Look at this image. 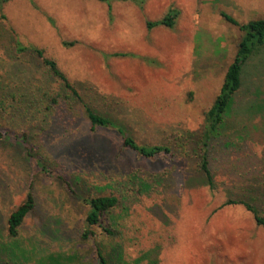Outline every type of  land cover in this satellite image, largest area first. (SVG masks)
<instances>
[{
    "label": "rangeland",
    "instance_id": "1",
    "mask_svg": "<svg viewBox=\"0 0 264 264\" xmlns=\"http://www.w3.org/2000/svg\"><path fill=\"white\" fill-rule=\"evenodd\" d=\"M111 1L108 12L100 0H0V88L11 96L0 105V129L11 130L0 140V264H97V247L111 264L115 252L120 264H264V225L242 205L220 206L251 196L264 212V197L246 193L264 182V45L242 69L239 112L211 141L213 188L191 143L240 38L220 13L264 18V0ZM169 7L180 11L172 28L146 27ZM36 47L98 113L175 155L137 156L115 128L91 129L79 101L41 110L43 86L68 93ZM28 192L34 206L11 238L5 220ZM110 194L111 234L94 226L81 238L85 199Z\"/></svg>",
    "mask_w": 264,
    "mask_h": 264
},
{
    "label": "trees",
    "instance_id": "2",
    "mask_svg": "<svg viewBox=\"0 0 264 264\" xmlns=\"http://www.w3.org/2000/svg\"><path fill=\"white\" fill-rule=\"evenodd\" d=\"M103 1L108 8V12L111 11L112 1L111 0H100ZM180 11L177 7H169L167 11L164 13L162 17L155 20H147L146 27L148 29L156 26H164L167 28H172L176 20L178 18ZM226 21L238 27L240 33V38L237 42L236 50L233 55L231 62L228 64L226 69L224 70V76L219 88L217 95L212 101L210 107L204 112V119L202 130L198 134L197 137L191 139L192 143V151L197 158L198 171L203 176L204 184H207L210 188L214 187L213 174L209 167V159L208 152L210 148V144L212 140H217L222 135L223 129L228 124V119L231 118L234 110L238 113V107L236 105V95L241 90L243 86V71L246 63L251 59V57L257 52L258 48L264 45V18H256L250 19L246 22H239L226 12L220 13ZM12 48V47H11ZM13 49V48H12ZM14 50V49H13ZM31 54H34L37 59L41 61L44 65L46 71L49 76L54 79H57L62 88L68 93L65 96L61 92H53L48 88H44V86L39 91L42 95V99L44 100V106L42 109H51L54 105L59 104L62 100L65 103H69L67 99H72L79 101L82 105L83 111L90 123V128L94 129L96 127H111L118 130L121 133V138H123V145L128 149L135 152V154L139 157L146 158L149 160H155L159 156H168L173 157L175 155V151L173 148L166 144H143L137 142L126 130L116 123L111 118L104 116L98 113L89 103H86L82 100L80 93L77 88L68 80L66 75L57 67V63L55 60L45 57L43 50L41 48H33ZM114 56L124 55L123 53L116 52L113 53ZM129 55H132L129 53ZM18 93V91H17ZM14 95V94H13ZM12 97H15L13 96ZM20 98L22 96L20 93L17 94ZM16 96V97H17ZM11 96L2 92L0 88V105L5 101L4 99H9ZM12 107V105L10 106ZM264 108V102H260V107L258 110ZM241 109V108H240ZM248 110H254V105L251 104L247 106ZM261 119L264 123V114L260 112ZM11 130L0 129V140L5 136V134H11ZM264 131V130H263ZM14 136L17 134H13ZM19 135V134H18ZM17 135V136H18ZM190 136H194V134H190ZM20 137V135H19ZM143 189L148 188L149 185L142 184L140 185ZM256 193L259 198L264 197V182L262 191L260 193L257 189L248 188L246 189V193ZM254 198L249 197H237L231 198L228 197L225 199L220 206L226 205H242L244 209L249 211L256 224L263 226L264 225V212L261 213L260 210L257 209V205L253 202ZM118 199L115 195H101L96 197H91L85 199L86 205H88L89 209L85 216V225L83 228V232L80 237L83 239H87L94 233L93 227H100L102 232L106 235L111 234V230L107 227V219L109 218L110 211L117 204ZM34 201L32 194L30 192L27 193L25 200H23L20 205L11 211L5 220V231L6 234L11 238H16L19 228L24 220V218L28 215L31 209L34 206ZM218 206V207H220ZM97 256V264H111L108 255L97 247L95 250ZM115 252L119 261L117 264L121 262V255ZM141 258H136L133 262H125V264H139ZM122 264L123 261H122Z\"/></svg>",
    "mask_w": 264,
    "mask_h": 264
}]
</instances>
